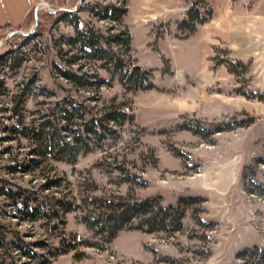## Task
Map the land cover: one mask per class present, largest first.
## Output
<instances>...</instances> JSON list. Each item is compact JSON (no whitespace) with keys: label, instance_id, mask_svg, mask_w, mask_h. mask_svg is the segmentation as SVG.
<instances>
[{"label":"rangeland","instance_id":"1","mask_svg":"<svg viewBox=\"0 0 264 264\" xmlns=\"http://www.w3.org/2000/svg\"><path fill=\"white\" fill-rule=\"evenodd\" d=\"M79 1L45 0L65 14L0 47V264H264V55L179 29L264 0ZM101 198L156 201L108 242L83 219Z\"/></svg>","mask_w":264,"mask_h":264},{"label":"trees","instance_id":"2","mask_svg":"<svg viewBox=\"0 0 264 264\" xmlns=\"http://www.w3.org/2000/svg\"><path fill=\"white\" fill-rule=\"evenodd\" d=\"M60 5H67V1L68 0H60ZM108 9V8H106ZM113 10L115 12V16H113V19L115 20H122L123 16L127 13V9L125 8H120V7H113ZM59 14H61L60 16H63V14H65L63 11L60 12H44V13H40L39 14V27L38 29L40 30H44L43 27L44 23L47 20H53L56 21V19H58L60 16ZM190 21H192L193 23L191 25H189V27H186V25H188V23H190ZM207 21V18L202 17L198 12L195 13H189V19L187 20H183L180 24H179V29L183 30L185 28L188 29L189 33H194L197 31V26L199 24H204ZM197 23V24H196ZM30 23H26L24 25H19V26H13V25H6L3 27H0V30L5 34H8L9 32L13 31V30H17V29H27L29 27ZM129 34V33H128ZM131 44V38L130 35L128 36L127 39V45L130 47ZM3 58L0 57V59ZM124 63L123 60L121 58L118 57V59L115 60V66L117 67V69H122L124 68ZM132 67V71L131 70H127L126 72H120L121 75V80L125 81L126 85H133L134 83V89L136 90H149V89H153L155 87L154 83L152 82V73L151 71H147L145 69H143L140 66H131ZM134 77H136L137 79L134 80ZM139 77L140 80H139ZM45 137L42 136V138L40 137L39 140H46L45 146L46 148H48L49 146H51V143L55 140H57L55 138V134H52V136H50L49 139H47L46 137L48 135H50V132H45ZM79 138L75 137V141L78 142ZM70 144L69 142H62V141H56V143L54 144V150L57 149V151L59 152H63V151H67L66 148H68V150L70 151L71 148L69 147ZM67 151V152H69ZM49 152H52V150H49ZM258 187H259V192L264 196V183H257ZM95 199L97 201H99V197H95ZM101 200L105 203L103 206V209H105V212H103L104 214V218L107 217L106 219H102V222H94V220H92V218L85 216L84 222L86 223L87 227L89 229H94L96 227H100L99 232L100 234H106V236L108 237V242H111L119 233V231L124 229L125 224L129 223L132 218L135 217L136 214L141 213V207H153L155 206L154 202L156 201L153 198H148L142 201H135V202H129L126 201L122 198H120L117 202H109V198H101ZM159 203V202H158ZM154 209V208H153ZM151 209L149 213H151L150 215V219L153 220L155 218H152L155 214V210ZM175 209V208H174ZM164 211L162 208L160 210V212ZM152 212H154V214H152ZM181 217H178L175 222H178L177 226L179 224H181ZM157 220H155L156 223ZM158 228H151L149 231L154 232L155 230H157ZM90 246V245H89ZM94 246V245H93ZM102 248H104L102 246ZM23 255L32 258L33 255L30 252L24 251Z\"/></svg>","mask_w":264,"mask_h":264},{"label":"crops","instance_id":"3","mask_svg":"<svg viewBox=\"0 0 264 264\" xmlns=\"http://www.w3.org/2000/svg\"><path fill=\"white\" fill-rule=\"evenodd\" d=\"M43 1L0 0V27L30 23L36 6ZM201 33L215 45L226 44L232 58L242 60L259 53L264 55V13L240 12L231 6L228 10L216 12L211 22L201 24L191 38ZM3 37L0 30V39Z\"/></svg>","mask_w":264,"mask_h":264},{"label":"water","instance_id":"4","mask_svg":"<svg viewBox=\"0 0 264 264\" xmlns=\"http://www.w3.org/2000/svg\"><path fill=\"white\" fill-rule=\"evenodd\" d=\"M85 0H80L79 1V5H81L83 2H84ZM44 5H47L48 7H49V4L47 3V2H41L40 4H38L37 6H36V8H35V12H34V25H33V28L30 30V31H25V30H23V29H17V30H13V31H11L8 35H7V37L5 38V40H4V42H0V46L1 45H5V44H7V41H8V39L9 38H11L13 35H15V34H23V35H26V36H28V37H31L34 33H35V31L37 30V28H38V26H39V21H40V18H39V11H40V8L42 7V6H44ZM75 9V8H74ZM74 9H72V10H74ZM51 12H55V11H53V10H50Z\"/></svg>","mask_w":264,"mask_h":264},{"label":"bare ground","instance_id":"5","mask_svg":"<svg viewBox=\"0 0 264 264\" xmlns=\"http://www.w3.org/2000/svg\"><path fill=\"white\" fill-rule=\"evenodd\" d=\"M43 7V6H42Z\"/></svg>","mask_w":264,"mask_h":264}]
</instances>
